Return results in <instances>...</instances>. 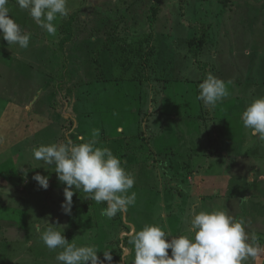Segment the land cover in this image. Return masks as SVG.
<instances>
[{
    "label": "rangeland",
    "instance_id": "obj_1",
    "mask_svg": "<svg viewBox=\"0 0 264 264\" xmlns=\"http://www.w3.org/2000/svg\"><path fill=\"white\" fill-rule=\"evenodd\" d=\"M8 4L10 17L31 36L27 49L0 36V219L15 228L0 231V264H57L59 249L48 251L36 230L48 223L70 242L94 244L101 260L109 250L111 264L125 263L122 255L131 264L127 230L134 233L145 224L165 230L168 224L187 234L192 209L226 211L231 202L230 215L254 233L262 259L264 141L243 126L241 116L253 98L264 96V0H68L69 15L54 22V35L16 0ZM155 4L158 13L150 23ZM73 13L79 25L70 29L83 32L64 44L63 57L60 38ZM149 32L152 73L130 80L133 68L121 64L117 44L134 47L135 38H144L147 48ZM109 34L114 40L104 42ZM199 36L203 45L193 52L189 41ZM208 73L225 81L229 91L215 107L197 99ZM20 105L44 115L29 116L28 122ZM94 131L98 146L110 148L135 177L129 191L136 193L135 205L111 219L101 214L105 203L75 186L71 214H65V185L54 165L32 156L33 147L79 143V137L92 139ZM36 173L48 177L46 190L33 179ZM199 192L207 195L201 202H185Z\"/></svg>",
    "mask_w": 264,
    "mask_h": 264
},
{
    "label": "clouds",
    "instance_id": "obj_2",
    "mask_svg": "<svg viewBox=\"0 0 264 264\" xmlns=\"http://www.w3.org/2000/svg\"><path fill=\"white\" fill-rule=\"evenodd\" d=\"M16 3L51 35L57 31L54 22L69 15L68 0H16ZM7 4L8 0H0V36L9 45L27 49L31 34L22 31L10 17ZM198 89L197 99L206 107H215L229 95L226 82L212 73L206 75ZM241 119L253 136L264 141V96L253 98L243 110ZM98 135V131H94L93 138L86 141L79 137V143L68 139L32 149L33 159L43 162V165H54L58 180L65 185L61 203L65 214H71L73 186L75 190H83L88 194L85 197L96 203H105L101 214L109 219L117 213H126L129 206L136 203V193L132 191L129 194L135 177L122 166L110 148L98 146L95 139ZM33 179L43 189L49 187L47 176L36 173ZM190 217L187 234L173 236L157 224H145L131 234L129 243L134 251L131 264H245L261 251L255 243L256 237H249L242 218L236 219L220 209L198 212L192 209ZM36 230L48 249H59L55 256L57 264H105V261L111 264L109 250L103 251L104 260H101L94 244L70 242L51 223L43 229L38 224Z\"/></svg>",
    "mask_w": 264,
    "mask_h": 264
},
{
    "label": "trees",
    "instance_id": "obj_3",
    "mask_svg": "<svg viewBox=\"0 0 264 264\" xmlns=\"http://www.w3.org/2000/svg\"><path fill=\"white\" fill-rule=\"evenodd\" d=\"M150 14H149V22L151 23L153 18L155 17V15H157V11H158V4L153 5L150 8ZM78 16L77 14L73 13L71 16V21L69 23V31L66 30L64 31L65 35L63 37L60 38V43H61V48L58 49L59 52L61 53V56L65 57L67 56V53L65 52V48L63 50V46L66 43H73V40L76 39V37H79V33H82L83 30H72L70 29L72 24L75 23L76 25H79L78 23ZM88 20V19H87ZM104 20V18H103ZM121 20L120 17L115 18L116 22H119ZM91 21V18L89 17V20ZM96 18H95V23H96ZM71 25V26H70ZM89 25V23H88ZM93 34H98V30L97 28H95V31L93 32ZM90 33V34H92ZM75 36V38H73ZM152 33L149 32L148 36L146 37V47L147 45L150 43V41L152 40ZM40 37V36H39ZM104 38V42L109 41L110 39L114 40V34L111 35H107ZM120 39V38H119ZM144 39V38H143ZM143 39H138L135 38L134 42L136 43V45L134 47L128 46L127 45V41L124 42H120L119 44H117L116 48L119 51V59L121 60V64L124 65L126 67V69L129 68H133L131 73H134L132 75V78L130 80H134V81H142L145 80L147 78V74L146 71H149L150 73H152V71H150V61L151 58L154 55V47L150 44V46L148 45L147 48H145L144 44H143ZM204 42V38L202 36H199L195 39H192L189 41V46H190V50L191 51H199L201 49V46L203 45ZM35 51H38L37 49H35ZM66 63V62H65ZM64 63V64H65ZM67 64V63H66ZM68 70V67H67ZM149 78V77H148ZM15 229L14 226H12L11 224H9L8 222H6L5 219H0V231L1 230H13ZM48 251H50V249H47Z\"/></svg>",
    "mask_w": 264,
    "mask_h": 264
},
{
    "label": "crops",
    "instance_id": "obj_4",
    "mask_svg": "<svg viewBox=\"0 0 264 264\" xmlns=\"http://www.w3.org/2000/svg\"><path fill=\"white\" fill-rule=\"evenodd\" d=\"M7 5H9V4H7ZM16 103H13V105H15ZM32 103H30V105H31ZM33 105H34V107L36 106L34 103H33ZM15 106H17V105H15ZM19 108H20V110L22 111V110H24V111H22V113H24L25 114V118L28 120V122H29V116L31 117L32 115H34V114H36V117L38 118V117H40L41 115H44V114H41L40 113V110H39V112H35L33 109H30V108H28L27 110H28V112H26L25 111V109H23L24 108V106L23 105H20V106H18ZM30 109V110H29ZM44 111V110H43ZM24 118V117H23ZM44 119H46V117L44 118ZM205 152V151H204ZM189 175V174H188ZM188 179H189V176L187 177ZM262 179H264V178H262ZM190 180V179H189ZM173 185L175 186L176 185V183H173ZM188 186L186 187V190H187V192H188ZM167 192V191H166ZM186 192V193H187ZM168 194H170V193H168ZM191 195H192V193H190ZM215 194V198L217 199V200H219V201H221V199L220 198H218V193H214ZM204 196H207V195H205V194H201L200 192H199V194L197 195V198L194 200L193 198H192V200H187V201H185V202H187V204H192V206L193 205H196L195 204V202H201L202 201V199H204ZM209 196V195H208ZM220 196V195H219ZM235 195H232L231 197H234ZM212 197V196H211ZM165 199L166 198H163V195H162V204H161V207L162 208H165ZM184 202V203H185ZM226 205V207H225V210L229 213V214H231L232 213V209H234V206H231V205H233V204H235L234 202H231V205H230V203H225ZM216 206H217V204H215V208H216ZM196 207H201V205H200V203H198L197 204V206ZM170 209H172V206H171V204H170ZM174 212L175 211H173V212H171V214H174ZM233 212L234 213H236L237 215H238V213H237V211L236 210H233ZM163 215V214H162ZM236 218V217H235ZM178 221V220H177ZM174 225H175V223H174ZM128 231V234L127 235H131V234H133V230H127ZM165 231H167V232H170L173 236H176V235H179V234H185V232L182 230V228L180 229H178L177 227H174V228H171L168 224H166V227H165ZM125 233L124 232H121V235H124ZM248 234L249 235H253L254 233L252 232V231H249L248 232ZM168 239H171V236H169L168 237ZM168 252H169V255H171V250L169 249L168 250ZM121 253L122 254H124V253H127V250H121ZM261 256V255H260ZM125 258V256L124 255H122V258ZM262 257V259H259L258 257H256V258H249L248 259V261H246L245 262V264H264V256H261ZM123 261H124V259H123ZM123 264H125V263H123Z\"/></svg>",
    "mask_w": 264,
    "mask_h": 264
}]
</instances>
